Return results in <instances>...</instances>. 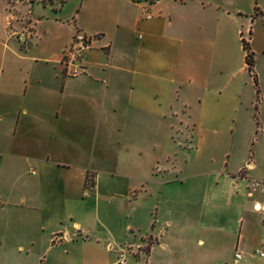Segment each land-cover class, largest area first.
<instances>
[{
  "label": "crops",
  "instance_id": "1",
  "mask_svg": "<svg viewBox=\"0 0 264 264\" xmlns=\"http://www.w3.org/2000/svg\"><path fill=\"white\" fill-rule=\"evenodd\" d=\"M10 1L0 0V264H41L45 251L78 246L114 259V240L100 238L111 230L95 226L109 214H100L104 200L112 219L115 208L124 215L120 203L132 205L130 229L142 231L153 217L160 223L149 244H138L150 246L148 263L156 256L202 260L196 244L254 224L248 186L263 176L252 173L253 156L233 170H203L180 161L172 133L187 121L197 136L196 129L215 133L216 122L229 118L227 85L215 81L230 47L223 21L238 13L256 24L264 0H246L248 10L237 5L236 12L206 0H117L114 18V6L102 5L104 21L90 29L100 39L87 53V73L77 77H66L60 60L78 19L69 35L22 48L9 30ZM239 37L248 69L243 31ZM231 99L242 103L237 94ZM89 176L93 194L84 199ZM237 250L234 264H241L245 253ZM43 264H56L55 257Z\"/></svg>",
  "mask_w": 264,
  "mask_h": 264
},
{
  "label": "rangeland",
  "instance_id": "2",
  "mask_svg": "<svg viewBox=\"0 0 264 264\" xmlns=\"http://www.w3.org/2000/svg\"><path fill=\"white\" fill-rule=\"evenodd\" d=\"M10 1V0H9ZM22 3L17 7L13 6L14 0L10 1L7 8V14L11 20L9 25L10 33L14 32L15 39L22 48L29 47L31 42L44 38L52 40L56 36H67L72 32L75 26V19H78L79 28L87 33L92 34V28L101 23L103 17L97 9L106 5L108 9L114 6V18L117 8V0H21ZM214 4L227 7L231 12H236V6L239 5L243 10H248L246 0H206ZM254 13V10H253ZM238 13L235 17L223 21L228 33L230 47L226 59L218 62L216 68L219 73L216 75V85H227L228 100L232 106L233 112L229 118H224L216 122L219 126L218 131L200 132V137L193 133V126L190 122L180 128V131L173 132L176 142H180V161L190 163L196 162L203 170H216L222 167H228L233 170L241 163L243 158L253 156V160L258 167L253 174H260L264 179V18L256 16L257 23H249L246 19L241 18ZM113 22V21H111ZM76 30V29H75ZM74 30V32H75ZM244 32L246 40L251 39L252 50L254 51L255 66L254 72L257 74L260 95L258 97L257 87L252 73L244 66V53L242 50L240 32ZM39 51L32 54L39 56ZM239 95L242 103L236 104L231 99L232 96ZM165 145L172 149V140ZM195 148V149H194ZM183 152V154H182ZM117 172H127L121 170ZM244 172V171H243ZM86 185L82 187V192ZM91 195L84 196V199H91ZM203 206L194 208V213L202 212ZM120 210L123 216L117 214V208L113 212L114 219L110 213L109 203L104 200L100 205V214L108 213L102 216V221L95 226L98 231L102 227L109 228L112 235H101L102 240H114L109 244L113 249L112 255H105L100 250L88 249L87 247L78 246L76 249L66 253L62 249H57L50 254L45 251L46 245H42L37 252L45 251L40 263L43 264L44 256L50 255L55 257L56 264H119V259H124L125 264H234V255L239 248L245 253L241 264H264V258L260 257L257 249L264 250V223L261 215L254 213L256 217L254 224L244 227L241 232L234 235H219L207 240L204 245L196 244L195 250L200 251L203 257L198 260L192 255L178 257L156 256L152 263H148L147 251L143 246L138 245L144 241L148 244V234L151 233L153 226L160 227L153 217L152 221L148 219L144 229L139 231L135 226L130 229L127 227L131 223L130 212L132 205L127 201L120 203ZM249 215H252L249 214ZM111 237H114L111 238ZM143 237H147L143 240ZM214 240L216 243H213ZM147 244V245H148ZM189 245L192 246V243ZM221 251V256H213L214 252ZM48 254V255H47Z\"/></svg>",
  "mask_w": 264,
  "mask_h": 264
},
{
  "label": "built area",
  "instance_id": "3",
  "mask_svg": "<svg viewBox=\"0 0 264 264\" xmlns=\"http://www.w3.org/2000/svg\"><path fill=\"white\" fill-rule=\"evenodd\" d=\"M153 0H148L151 3ZM146 18H151V12L149 9L145 10ZM100 39L98 34H87L81 29H77L74 33L71 41L65 47L63 55L60 60L63 73L66 77H77L87 73V53L95 47L96 42ZM94 187V178L89 176L84 190V196H89L92 193ZM249 194L254 197L253 209L260 213L264 222V180L252 179L249 183ZM260 197V198H259ZM58 240L59 239H55ZM256 253L264 258V250L257 249ZM236 260L238 261L242 257L240 251L235 253ZM119 264H125L124 259L118 260ZM239 264V263H238Z\"/></svg>",
  "mask_w": 264,
  "mask_h": 264
},
{
  "label": "trees",
  "instance_id": "4",
  "mask_svg": "<svg viewBox=\"0 0 264 264\" xmlns=\"http://www.w3.org/2000/svg\"><path fill=\"white\" fill-rule=\"evenodd\" d=\"M242 43H243V49L246 53L245 55V61L248 65V70L252 73L256 87H257V94L258 97L260 95V88L258 85V79H257V74L254 72V66H255V57H254V51L251 49L250 46V41L246 40L244 37L242 38ZM150 246L146 247V251H149Z\"/></svg>",
  "mask_w": 264,
  "mask_h": 264
}]
</instances>
